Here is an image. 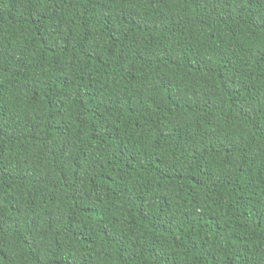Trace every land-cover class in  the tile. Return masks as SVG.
Listing matches in <instances>:
<instances>
[{
  "label": "trees",
  "instance_id": "trees-1",
  "mask_svg": "<svg viewBox=\"0 0 264 264\" xmlns=\"http://www.w3.org/2000/svg\"><path fill=\"white\" fill-rule=\"evenodd\" d=\"M0 264H264V0H0Z\"/></svg>",
  "mask_w": 264,
  "mask_h": 264
}]
</instances>
